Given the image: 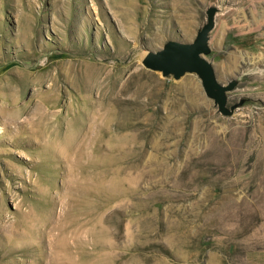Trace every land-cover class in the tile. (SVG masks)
I'll return each instance as SVG.
<instances>
[{
  "label": "rangeland",
  "instance_id": "obj_1",
  "mask_svg": "<svg viewBox=\"0 0 264 264\" xmlns=\"http://www.w3.org/2000/svg\"><path fill=\"white\" fill-rule=\"evenodd\" d=\"M0 264H264V0H0Z\"/></svg>",
  "mask_w": 264,
  "mask_h": 264
},
{
  "label": "water",
  "instance_id": "obj_2",
  "mask_svg": "<svg viewBox=\"0 0 264 264\" xmlns=\"http://www.w3.org/2000/svg\"><path fill=\"white\" fill-rule=\"evenodd\" d=\"M216 9L207 10L206 24L197 32L192 43L168 41L157 52L147 53L141 63L151 71L160 72L162 76L171 75L178 80L185 74H195L200 80L203 92L213 99L222 115H231L233 108H226V93L231 91L234 83L223 86L215 78L213 68L204 56L209 54V32L214 27Z\"/></svg>",
  "mask_w": 264,
  "mask_h": 264
},
{
  "label": "bare ground",
  "instance_id": "obj_3",
  "mask_svg": "<svg viewBox=\"0 0 264 264\" xmlns=\"http://www.w3.org/2000/svg\"><path fill=\"white\" fill-rule=\"evenodd\" d=\"M186 83H187L188 85H191V84H190V83H191V81H190V80H187V82H186ZM188 85H187V86H188Z\"/></svg>",
  "mask_w": 264,
  "mask_h": 264
}]
</instances>
